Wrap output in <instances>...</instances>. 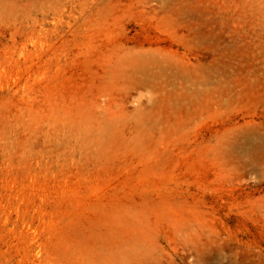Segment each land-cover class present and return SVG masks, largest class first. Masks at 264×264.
Listing matches in <instances>:
<instances>
[{
	"label": "rangeland",
	"instance_id": "1",
	"mask_svg": "<svg viewBox=\"0 0 264 264\" xmlns=\"http://www.w3.org/2000/svg\"><path fill=\"white\" fill-rule=\"evenodd\" d=\"M0 264H264V0H0Z\"/></svg>",
	"mask_w": 264,
	"mask_h": 264
}]
</instances>
